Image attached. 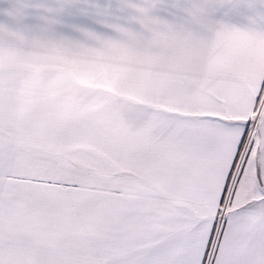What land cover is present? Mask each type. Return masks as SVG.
Wrapping results in <instances>:
<instances>
[{
  "label": "snow or ice",
  "instance_id": "obj_1",
  "mask_svg": "<svg viewBox=\"0 0 264 264\" xmlns=\"http://www.w3.org/2000/svg\"><path fill=\"white\" fill-rule=\"evenodd\" d=\"M0 264H264V0H0Z\"/></svg>",
  "mask_w": 264,
  "mask_h": 264
}]
</instances>
